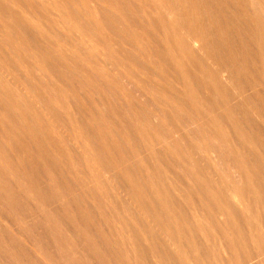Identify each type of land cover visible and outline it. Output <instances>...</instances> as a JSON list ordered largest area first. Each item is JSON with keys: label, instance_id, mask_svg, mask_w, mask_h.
<instances>
[{"label": "rangeland", "instance_id": "obj_1", "mask_svg": "<svg viewBox=\"0 0 264 264\" xmlns=\"http://www.w3.org/2000/svg\"><path fill=\"white\" fill-rule=\"evenodd\" d=\"M0 264H264V0H0Z\"/></svg>", "mask_w": 264, "mask_h": 264}]
</instances>
